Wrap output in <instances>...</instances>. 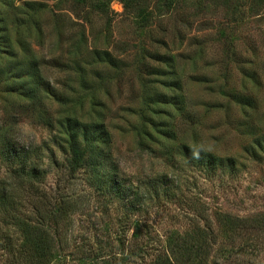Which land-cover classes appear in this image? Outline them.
Masks as SVG:
<instances>
[{
  "label": "rangeland",
  "instance_id": "rangeland-1",
  "mask_svg": "<svg viewBox=\"0 0 264 264\" xmlns=\"http://www.w3.org/2000/svg\"><path fill=\"white\" fill-rule=\"evenodd\" d=\"M26 1L45 4L36 13L38 29L25 15ZM94 1L0 0V37L7 27L17 50L12 55L0 38V147L3 139L12 148L29 149L44 167L45 149L56 133L47 123L63 116L103 123L125 183L135 191L129 215H139L151 228L150 240L131 243L148 251L146 263L167 235L188 229L195 215L264 212V154L249 153L264 133V0L181 1L156 10L141 28L122 0H101L98 10ZM28 45L64 103L38 87L31 99L11 90L18 76L7 75L8 69L28 68ZM104 52L108 56L101 60L97 55ZM182 144L235 158L236 165L201 167L178 154ZM58 151L54 147L60 161ZM55 166L45 184L83 198L71 214L65 250L74 253L65 264H81L75 252L107 247L115 237L114 216L127 210L112 203L110 192L91 190L81 178L59 180ZM6 169L0 157V187ZM20 209L28 212L24 203ZM4 237L20 241L13 228L1 229ZM6 258L0 245V264ZM253 258L264 264V253ZM253 258L247 253L241 262ZM51 264L63 262L56 257Z\"/></svg>",
  "mask_w": 264,
  "mask_h": 264
},
{
  "label": "trees",
  "instance_id": "trees-1",
  "mask_svg": "<svg viewBox=\"0 0 264 264\" xmlns=\"http://www.w3.org/2000/svg\"><path fill=\"white\" fill-rule=\"evenodd\" d=\"M181 1L186 0H122L125 10L134 13L140 28L152 20L156 10L163 12L165 8L169 9ZM102 4L101 0H96L92 5L98 10ZM23 5L25 15L33 20V27L38 29L36 13L45 4L26 1ZM1 30L3 47L13 55L17 50L11 47L7 27ZM28 50V68L19 66L8 69L7 75L18 76L11 90L31 99L38 87L62 103V92L45 79L42 64L37 63L39 59L29 45ZM97 56L101 59V56L106 57L108 53ZM29 78H32L31 84ZM159 98L158 102H164L161 101L162 97ZM47 124L56 133L51 137V146L45 149L44 167L35 162L33 151L12 148L11 143L2 139L0 157L8 169L7 181L0 187V230L13 228L20 236V241L14 243L7 237L0 240L1 248L7 255V264H51L56 257L65 264L66 257L73 259V251L65 250L70 247V228L74 221V215L71 214L81 208L83 198L72 196L68 191L65 193L57 186L54 188L45 184L52 165L60 168L59 180L81 178L91 190L101 194L110 192L112 203L120 204V207L127 210L126 215L114 216L116 230L112 234L115 237L107 247L81 248L83 250L80 249L79 253L75 252V258H79L81 264H235L233 259L238 260L236 264H242L244 254L248 253L253 258L264 253V242L261 241L264 234L263 211L243 216L219 211L213 215H195L188 229L167 235L163 248H156L152 260L146 263L148 251L140 246H131V243L138 245L143 243V238L150 240L151 228L145 219H139V215H129L134 205L131 198L135 191L131 182L125 183L120 163L110 147L111 136L103 123L63 116L55 124ZM54 147L61 153L60 161L55 157ZM177 151L184 158L194 160L196 165L208 169L234 168L236 165L235 158L216 156L187 144L179 146ZM249 153L252 156L264 154V133L254 138ZM20 191L23 196L18 194ZM22 203L28 207L25 214L20 211ZM130 230L132 234L128 241ZM99 242L95 240V243ZM107 248L111 250L106 251ZM246 264H257V261L254 258L247 259Z\"/></svg>",
  "mask_w": 264,
  "mask_h": 264
}]
</instances>
